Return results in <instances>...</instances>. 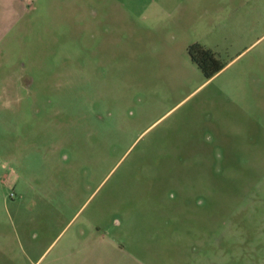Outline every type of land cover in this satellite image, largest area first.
Returning <instances> with one entry per match:
<instances>
[{
    "label": "rangeland",
    "instance_id": "obj_1",
    "mask_svg": "<svg viewBox=\"0 0 264 264\" xmlns=\"http://www.w3.org/2000/svg\"><path fill=\"white\" fill-rule=\"evenodd\" d=\"M0 264H264V0H0Z\"/></svg>",
    "mask_w": 264,
    "mask_h": 264
},
{
    "label": "trees",
    "instance_id": "obj_2",
    "mask_svg": "<svg viewBox=\"0 0 264 264\" xmlns=\"http://www.w3.org/2000/svg\"><path fill=\"white\" fill-rule=\"evenodd\" d=\"M188 53L191 56L192 61L198 65V67L202 71L204 77L207 79L212 78L215 74L220 72L223 68L221 63L217 59H215L214 54L210 50H207L200 45H192L191 47H189ZM195 55H203L204 59L200 60ZM207 63L214 64L213 71H208L206 69Z\"/></svg>",
    "mask_w": 264,
    "mask_h": 264
},
{
    "label": "flooded vegetation",
    "instance_id": "obj_3",
    "mask_svg": "<svg viewBox=\"0 0 264 264\" xmlns=\"http://www.w3.org/2000/svg\"><path fill=\"white\" fill-rule=\"evenodd\" d=\"M88 8V6H86V9ZM195 45H198V44H195ZM208 50V49H207ZM197 58H199L200 60L201 59H204L203 58V55H195ZM215 56V55H214ZM191 57V56H190ZM215 59H217L216 57H215ZM218 60V59H217ZM219 61V60H218ZM206 69L208 70V71H213V69H214V64H209V63H207L206 64ZM27 78V77H26ZM26 78H24V79H22L23 81L25 80L26 82H24L23 84L25 85V87L28 89V90H30V82H29V79H26Z\"/></svg>",
    "mask_w": 264,
    "mask_h": 264
},
{
    "label": "crops",
    "instance_id": "obj_4",
    "mask_svg": "<svg viewBox=\"0 0 264 264\" xmlns=\"http://www.w3.org/2000/svg\"><path fill=\"white\" fill-rule=\"evenodd\" d=\"M12 1V0H11Z\"/></svg>",
    "mask_w": 264,
    "mask_h": 264
}]
</instances>
